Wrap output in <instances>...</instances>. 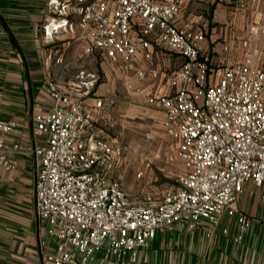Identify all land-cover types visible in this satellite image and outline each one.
<instances>
[{
  "label": "built area",
  "instance_id": "built-area-1",
  "mask_svg": "<svg viewBox=\"0 0 264 264\" xmlns=\"http://www.w3.org/2000/svg\"><path fill=\"white\" fill-rule=\"evenodd\" d=\"M258 1L239 0L237 7ZM62 2L47 0V12L62 14ZM78 3L87 51H98L102 60L122 69L128 89L133 88L132 74L141 83L163 80L147 101L163 107L164 129L175 142L168 160L179 161L182 169L161 200L148 193L141 205L132 202L115 175L129 146L96 118V110L107 106L95 95L98 75L83 68L75 83L59 86L47 73L54 103L33 119L34 133L47 136L45 145L33 148L40 158L38 221L56 240V251L47 258L54 264H92L101 251L116 264H139L138 251L149 249L158 231L184 224L194 230L208 220L207 234L214 236L226 213L237 217L236 240L241 241L251 220L238 207L240 194L253 182L264 198V64L258 61L264 10L241 39L244 54L215 59L207 47L205 16L185 17L186 0ZM68 24L66 18L52 17L45 34L53 36ZM223 49L230 48L225 44ZM157 51L182 62L172 69L156 66ZM86 94H92L93 106ZM16 129L15 120L0 119V166L7 171L18 166L15 153L21 146L3 135ZM228 232L224 227L223 233Z\"/></svg>",
  "mask_w": 264,
  "mask_h": 264
},
{
  "label": "crops",
  "instance_id": "crops-1",
  "mask_svg": "<svg viewBox=\"0 0 264 264\" xmlns=\"http://www.w3.org/2000/svg\"><path fill=\"white\" fill-rule=\"evenodd\" d=\"M238 2L186 0L185 17L201 13L205 16V25L211 31L207 47L215 59L241 57L244 54L241 39L248 34L254 17L264 10V0L242 10L237 7ZM62 4L63 13L53 16L46 10L47 0H0V119L17 122V129L4 134L3 139L21 146L15 153L18 166L10 171L0 166V264H54L47 254L56 251V240L40 228L37 216L35 184L40 158L33 152L34 146L45 145L47 140V136L34 133V114L54 103L46 81L47 73L54 76L59 86L75 83L76 75L83 68L98 75L95 95L102 97L107 105L105 109L96 110L98 124L113 138L126 142L129 146L126 156H136L137 150L135 140L126 141L125 136L137 131L141 123L145 122V127H150L152 132L153 126H157L167 134L163 126V107L147 101L163 80L141 83L132 75L133 88L125 85L124 94L119 97L116 77L107 70L100 80L94 53L87 51L89 40L78 25V0H63ZM52 17L66 18L69 24L49 36L44 26ZM225 44L230 48L228 51L223 49ZM155 56L161 57L163 65L160 67L167 69L182 62L171 53L157 51ZM258 61L264 64V36ZM139 62L151 65L145 60L139 59ZM84 97L93 106L92 94ZM174 150L173 147L168 154ZM147 170L146 166L131 169L124 159L116 167L115 175L135 204L141 205L148 193L157 200L163 197L157 184L151 185ZM139 172H142L140 177ZM238 207L251 220L241 241L236 240L237 217L226 213L214 236L207 234L208 220L203 221V227L194 230L184 224L178 229L158 231L151 247L138 251L139 264H264L262 189L248 182L239 196ZM224 227L229 228L228 234L223 233ZM92 264L116 262L99 251Z\"/></svg>",
  "mask_w": 264,
  "mask_h": 264
},
{
  "label": "rangeland",
  "instance_id": "rangeland-1",
  "mask_svg": "<svg viewBox=\"0 0 264 264\" xmlns=\"http://www.w3.org/2000/svg\"><path fill=\"white\" fill-rule=\"evenodd\" d=\"M209 29L210 28L207 26V37L211 35ZM93 53L95 56L94 65L100 74V80L105 77V71L110 70L116 77L117 84L119 85V91L117 93L118 96L121 97L124 94L123 89H125L126 85V75L122 69L113 65L111 62H103L96 50H94ZM158 57L154 56L153 63L156 66H162L161 57ZM144 123L145 122L141 123L137 131H130L128 134L129 136L126 134V141H130L131 138L135 140L134 147H136L137 153L136 156H125L124 160L131 169L146 166L148 169L147 175L150 174L148 177H150L149 181L152 183L151 185L157 184L158 191H164L167 186L174 183L175 173L182 169L179 161L177 162L176 160V162H171L168 160L167 154L169 151L173 150V147L175 148V142L170 136L164 133V130L157 126H153L152 132L151 128L149 127V129H147ZM147 133H151V136H148ZM143 146L147 148L145 149Z\"/></svg>",
  "mask_w": 264,
  "mask_h": 264
}]
</instances>
